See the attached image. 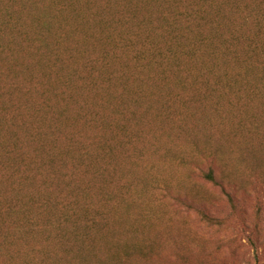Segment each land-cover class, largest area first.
<instances>
[{
	"label": "rangeland",
	"instance_id": "1",
	"mask_svg": "<svg viewBox=\"0 0 264 264\" xmlns=\"http://www.w3.org/2000/svg\"><path fill=\"white\" fill-rule=\"evenodd\" d=\"M0 264H264V0H0Z\"/></svg>",
	"mask_w": 264,
	"mask_h": 264
},
{
	"label": "trees",
	"instance_id": "2",
	"mask_svg": "<svg viewBox=\"0 0 264 264\" xmlns=\"http://www.w3.org/2000/svg\"><path fill=\"white\" fill-rule=\"evenodd\" d=\"M198 12H199V10L196 9L195 7H193V6L191 8L189 7V10H187V12L185 13V15L187 16L188 21H191L196 15H198ZM208 177L211 178V179H213L212 174H208ZM94 221H95V218H89V219H87L88 225H92L94 223ZM30 223H31L32 226H34V224L32 223V221H30ZM76 224H77V222H73V224H72V230L70 232L73 235L72 238H73L74 241H78V239L79 240L81 239V238H79V235H78V233L75 230ZM60 237L65 238L66 237V234H63L62 233V234H60Z\"/></svg>",
	"mask_w": 264,
	"mask_h": 264
}]
</instances>
